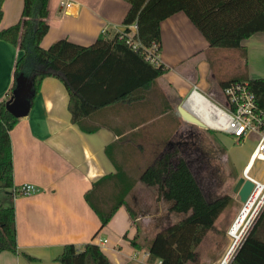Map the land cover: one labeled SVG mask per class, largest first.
Segmentation results:
<instances>
[{
	"label": "crops",
	"instance_id": "1",
	"mask_svg": "<svg viewBox=\"0 0 264 264\" xmlns=\"http://www.w3.org/2000/svg\"><path fill=\"white\" fill-rule=\"evenodd\" d=\"M60 1L47 2L44 18L47 29L39 46L48 49L57 40L65 39L88 47L73 65L92 68L111 48V42L98 40L97 36L103 33L111 38L124 30L122 20L129 3L126 0H71L73 10H66ZM22 5L23 0H3L0 29L20 18ZM159 27L161 41L157 58L166 66L164 73L147 88L137 90L131 99L98 108L81 119L80 124L70 119L68 93L62 81L51 75L43 77L27 114L19 117L9 131L14 186L27 182L34 184L36 190L29 195L15 196L4 190L7 198L3 204L12 203L15 209L16 250L0 251V264H61L54 258L64 244L81 246L88 241L100 247L109 264H159V259L149 258L147 247L160 230L157 228L170 222L171 201L157 198L151 210H147L146 200L140 202L131 197L152 191L153 186L138 179L143 164L146 160L150 162L147 156L153 153L159 157L173 146L178 147L188 162L207 200L222 194L232 198L197 247L205 250L216 241L218 255L205 263L195 262L194 255L188 264L221 262L234 241L228 231L233 222L231 232L236 226L242 205L232 188L243 173L258 133L250 131L237 139L211 126L217 121L223 124L215 106L227 104L221 81L236 76L264 77V31L245 38L241 48L230 49L210 48L207 37L183 10L163 18ZM129 28L131 34L136 32L134 23ZM19 54L18 46L0 39V99L12 86ZM192 90L196 93L190 95ZM181 103L206 125L184 120L177 112ZM204 131H208L207 135ZM217 132L243 142L250 138L254 143L250 147L242 146L238 159L235 146L226 143L225 136ZM205 139L215 141L211 140L216 154H221L217 160L221 169L226 160L235 172L230 189L224 193L204 189L190 165L191 159L209 162L214 150L202 144L201 140ZM182 145L192 151L185 154ZM116 172L118 178L103 184V190L109 195L117 193L118 187L126 186L130 180L134 182L125 195V204L119 205L106 225L99 228V218L84 194L93 182ZM255 178L264 180V174ZM254 198L248 199V206ZM128 206L135 212L133 218ZM248 213H240L246 219L244 227Z\"/></svg>",
	"mask_w": 264,
	"mask_h": 264
},
{
	"label": "trees",
	"instance_id": "2",
	"mask_svg": "<svg viewBox=\"0 0 264 264\" xmlns=\"http://www.w3.org/2000/svg\"><path fill=\"white\" fill-rule=\"evenodd\" d=\"M129 3L122 24L125 28L111 38L100 33L98 40L111 42L110 50L94 65L75 67L88 47L78 46L65 39L57 40L48 49L39 46L47 29L48 0H23L20 18L0 29V39L18 46L20 54L14 64V80L5 96L0 99V188L15 196L13 189L12 151L9 131L17 122L6 109V100L12 95L15 77L23 72L32 83L30 105L43 77L59 78L68 93L67 108L73 123L94 110L123 99H131L139 89H145L166 70L161 63H151L144 49L160 50V21L175 11L183 10L198 25L209 40L210 48H241V42L257 32L264 31V0H126ZM0 0V20L2 18ZM136 25L131 39L143 47L131 44L128 39L130 24ZM245 81L254 93L258 108L264 111V77L236 76L221 81V87L232 81ZM119 173L106 175L85 192L84 198L99 218V228L106 225L117 207L125 204V195L134 180L118 187L109 195L103 184L115 180ZM138 179L157 188V198L170 200V211L185 215L158 230L148 244L150 259L159 264H188L196 249L219 213L232 202L228 194L207 200L186 159L177 146L164 152L139 174ZM17 195V194H16ZM131 217L135 212L127 207ZM135 245V240L131 239ZM16 250L15 209L12 203H0V251ZM31 259L30 256H27ZM61 264H109L100 247L88 241L81 246L64 244L54 258ZM227 264H264V207L258 213L249 231L237 246Z\"/></svg>",
	"mask_w": 264,
	"mask_h": 264
},
{
	"label": "built area",
	"instance_id": "3",
	"mask_svg": "<svg viewBox=\"0 0 264 264\" xmlns=\"http://www.w3.org/2000/svg\"><path fill=\"white\" fill-rule=\"evenodd\" d=\"M60 5L66 10H73L74 3L71 0H61ZM128 39L131 40V44L133 47H143L137 39H131V34L128 35ZM144 52L145 58L151 63L155 64L158 62L157 52L149 49H144ZM222 90L225 94L227 104L225 106H215L218 108L220 116L223 120V124L220 125V123L217 121V124L211 127L215 130L224 131L237 139L245 136V134L250 131H256L258 133V138L256 140L255 146L250 154L247 164L243 168L244 176L246 178H249L254 183V186L249 196L247 197V200L242 203L236 219L242 212L243 208L246 206L248 199L251 196H255V198L246 212V214L248 212L249 213L247 216L248 221L245 229L239 235L238 240L235 239L236 243H231L233 246L230 249V252H226V254H229L223 264H227L229 259L235 252L237 246L249 231L258 213L264 207V180H258L255 177L251 176L248 172V168L254 161H264V111L258 108L254 93L248 88L245 81H232L228 85L224 86ZM193 93H196L195 90H192L190 95ZM257 188L258 190L256 192ZM35 190L36 188L34 184L27 182L22 183L13 189L15 195H29ZM230 230L231 228L229 229L228 233L231 237H233Z\"/></svg>",
	"mask_w": 264,
	"mask_h": 264
},
{
	"label": "rangeland",
	"instance_id": "4",
	"mask_svg": "<svg viewBox=\"0 0 264 264\" xmlns=\"http://www.w3.org/2000/svg\"><path fill=\"white\" fill-rule=\"evenodd\" d=\"M207 132L208 131H204V134L207 135ZM214 133H215V131H214ZM217 134H220L221 136H225L224 138L226 139L225 140L226 143H230V144H233L235 146V152H236L235 156L238 159L241 157L240 148L242 146L243 147H250L251 144L254 143V141L252 142L253 139H250V138L243 142L242 139L237 140V139L231 137L230 135L228 136V135L221 133V132H217ZM183 138L185 139V137H183ZM183 138H181V139H183ZM211 140L210 141L207 139L201 140L202 144L205 147H207L211 151L214 150L213 153L211 152L210 155L208 153V155L210 156L209 162L205 163V162L200 161V160L199 161H196V160L191 161L192 159L189 160V162H190V165L193 169L195 176L197 177L199 183L201 184V186L204 189H206L207 191L209 189H213V190H215V192L224 193V191H227L228 189H230V185L232 184L233 176L235 175V172L233 171L231 163L229 161H226V160L224 162V168L221 169L222 168L221 164L217 163L218 158L220 160L221 154L219 152L216 154V150L214 149L215 148L214 144L212 143V141L213 142H215V141L214 140L211 141ZM181 148L183 149L185 154L188 153L189 151H192V150H190L189 147H186L184 145H182ZM237 148H239V149L237 150ZM152 154L147 156V159H150V162H147V160H146L145 164H143V166H142L141 170H139V172H141L147 165L151 164L157 158V156L155 154H153V155ZM216 156H217V158H216ZM194 158H195V155H194ZM249 174L252 176H255V177H260L261 175H263L264 174V162L260 161V160H256L254 162L252 168L250 169ZM151 190L152 191L149 194L147 193V194H144V195H141L138 197L132 196L131 199L136 198V199H139L140 202H142V201L145 202V200H146L149 203V207H147V210H151V207H152L153 203L155 202L154 200H157V188L155 186H153ZM6 198L7 197H6V194L4 192V189L0 188V203L3 204L5 202ZM158 199H161V198H158ZM148 203H146V204H148ZM163 204L165 205L166 202H164ZM138 210H140V207L138 208ZM164 214H165V210H164ZM184 215L185 214L182 212L172 211L169 215V219H170L169 221L170 222H168L164 226L169 225V224L179 220ZM232 225H234V222L232 223ZM232 225H231V228H232ZM164 226L158 227L157 230L161 229V227H164ZM235 227H233L232 232L230 230L231 235L233 236V237H231L232 240H234L235 238H237V240H238V238H239V235L234 234ZM141 236L143 239H145L143 234H141ZM217 255H218L217 242L214 241L205 250H203L202 248H199L196 250L195 262L205 263L210 258L214 259Z\"/></svg>",
	"mask_w": 264,
	"mask_h": 264
},
{
	"label": "water",
	"instance_id": "5",
	"mask_svg": "<svg viewBox=\"0 0 264 264\" xmlns=\"http://www.w3.org/2000/svg\"><path fill=\"white\" fill-rule=\"evenodd\" d=\"M31 86V80L23 72H20L18 75H16L15 86L12 89V95L6 100V109L15 117H22L27 114L30 108V98L33 94ZM177 112L186 121L195 123L199 126L206 125L193 112L189 111L185 107L184 103H181L177 106ZM253 186L254 183L249 178H246L242 173L236 179L232 190L239 196L240 202L243 203L247 200V197L252 191ZM232 246L233 245L231 244L228 252H230ZM228 254L224 256L220 264L224 263Z\"/></svg>",
	"mask_w": 264,
	"mask_h": 264
},
{
	"label": "bare ground",
	"instance_id": "6",
	"mask_svg": "<svg viewBox=\"0 0 264 264\" xmlns=\"http://www.w3.org/2000/svg\"><path fill=\"white\" fill-rule=\"evenodd\" d=\"M248 207L249 206L246 204V206L242 210V214H245L246 215V212L248 210ZM245 220L246 219H244L243 216L242 217L241 216H238V218L236 220V227L234 229V234L240 235L242 233V231L245 229V227L243 225V223L245 222ZM235 239H237V238H235ZM235 239H234V241H235ZM234 241H233V243H236V241L235 242Z\"/></svg>",
	"mask_w": 264,
	"mask_h": 264
}]
</instances>
